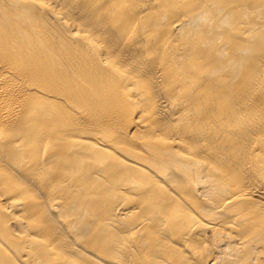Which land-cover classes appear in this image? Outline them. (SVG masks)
<instances>
[{
	"label": "bare ground",
	"instance_id": "6f19581e",
	"mask_svg": "<svg viewBox=\"0 0 264 264\" xmlns=\"http://www.w3.org/2000/svg\"><path fill=\"white\" fill-rule=\"evenodd\" d=\"M0 264H264V0H0Z\"/></svg>",
	"mask_w": 264,
	"mask_h": 264
}]
</instances>
